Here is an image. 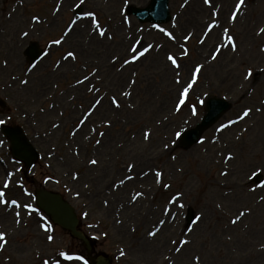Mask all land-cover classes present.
<instances>
[{
  "label": "rangeland",
  "instance_id": "1",
  "mask_svg": "<svg viewBox=\"0 0 264 264\" xmlns=\"http://www.w3.org/2000/svg\"><path fill=\"white\" fill-rule=\"evenodd\" d=\"M149 2L84 0L76 7L80 0H0L1 50L17 53L14 72H0V99L7 103L0 119L11 117L6 124L24 127L41 154L28 171L12 158L0 135V190L4 199L21 204H0V231L7 239L0 264H43L46 259L50 264L57 259L59 264H83L64 259L61 251L87 258L67 231L48 220L54 231L44 232L43 214H29L23 207L36 208L38 187L70 200L82 231L95 242L94 254H106L114 264H196L197 256L199 264H264V182L253 183L257 174L264 177V0H245L235 23L231 16L238 0H212V7L204 0H171L172 19L162 26L140 24L130 15L131 7ZM89 12L96 13L105 36L93 31ZM213 22L219 27L207 32ZM68 27L72 31L66 41L51 45L62 40ZM225 29L237 43L235 52L220 47L228 45ZM185 36H190L187 42ZM71 37L74 42L66 45ZM30 42L49 52L34 68L24 54ZM182 45L190 55H183ZM149 46L136 63H123L134 55L131 48ZM68 52L76 59L63 60ZM169 54L177 57L179 70L171 66ZM198 64L204 66L199 79L177 112L179 94ZM249 68L253 76L245 79ZM85 76L89 79L78 84ZM23 79L28 85L20 83ZM113 96L119 108L112 104ZM213 96L231 103V109L205 132L203 143L183 148L175 133L197 125L204 115L199 101ZM192 104L198 116L191 115ZM246 108L252 113L240 120ZM229 121L238 122L219 131ZM145 132L151 133L147 140ZM228 141L236 142L224 143ZM229 154L234 158L226 160ZM92 159L99 163L92 165ZM130 163L135 164L131 172ZM9 172L14 175L8 177ZM157 172L163 174L160 179ZM6 179L11 181L8 189L3 188ZM137 193L143 195L133 200ZM240 212L245 215L233 225ZM157 227V237H149ZM48 235L55 237L51 244ZM182 239L190 243L177 253ZM121 249L126 256H120Z\"/></svg>",
  "mask_w": 264,
  "mask_h": 264
},
{
  "label": "snow or ice",
  "instance_id": "2",
  "mask_svg": "<svg viewBox=\"0 0 264 264\" xmlns=\"http://www.w3.org/2000/svg\"><path fill=\"white\" fill-rule=\"evenodd\" d=\"M83 3H84V0H80V4H77L76 7H80V5L83 4ZM204 3H205L206 5H208L209 7H212V6H213V4H212V0H204ZM244 4H245V0H238V3L235 5V10H234V12H233V14H232V16H231V20L233 21V23L236 22L237 16H238V14H240L241 9L243 8ZM56 11H59V8H57ZM217 15H218V14H217ZM88 16L92 17V19H93V21H94V28H93V31L98 32V35L101 36V37L105 36V30L102 29L100 23L96 20V13H95V12H89V13H88ZM35 20H36L37 22H40L39 17H36ZM215 27H219V24H217L216 22H213V23L209 24V25L207 26V32H211V31L213 30V28H215ZM69 31H71V29H69ZM160 31L163 32V31H165V30L161 28ZM227 32H228V30L225 29V35H226V39H227V41H228V45H221L220 47L222 48V47L230 46L231 49H232V51L235 52V51H237V43H236L235 39H234L232 36L227 35ZM260 32H261V33H264V28H261V29H260ZM165 34H166L170 39L175 40V36H174L171 32H166ZM206 34H207V33H206ZM23 35H24L25 37H27L29 34H28L27 32H24ZM64 35L67 36V35H68V32H65ZM184 39H185V42H187V40L190 39V36H185ZM53 43L56 44V45H60V44L62 43V40L57 39V40L53 41ZM200 43L203 44L204 41H203V40H200ZM150 48H151V46H149V47H145V48H143L142 51H138V49H137L136 47L131 48L130 51H131L132 53H134V55L132 56L131 60H127V59H126V60L123 61V63H124L125 65L136 63L138 60L141 59V57H144V56L150 51ZM181 48H182V52H183V55H184V56H188V55H190L189 50H188L186 47H184V46L182 45ZM219 51H220V49L218 48V49L216 50V52L212 55L211 58H212L213 60H215V59L217 58V56L219 55ZM67 55H68V57H71L73 60L76 59V55H75L74 52H68ZM66 58H67V57H66ZM167 59L171 62V66H172L174 69H176V70H179V69H180L181 65H180V63L178 62L177 57H175V56L169 54V55L167 56ZM4 65H5V67L7 66V61H4ZM34 67H35V65H33V68H34ZM203 67H204V66H203L202 64H198V65H196V66L194 67V69H193V73H192V79H191L189 82H187V85L184 86V87L182 88V91H181L180 94H179V98H178V101H177V104H176V107H175V110H176L177 112H179V111L185 106V104L188 102L189 92H190V90L193 88V86L197 83V81H198V79H199V75H200L201 70L203 69ZM29 71H31V69H29ZM179 75H180V73H179V71H177V72H176V76L179 77ZM252 76H253L252 70L249 68V69L247 70V73H246L245 79H250V78H252ZM88 79H89V77H88V76H85V77H84V80H78L77 83H78V84H82V83H84L85 80H88ZM20 83L23 84V85H28L29 81H28L27 79H23V80L20 81ZM132 83L135 84L136 81L133 80ZM176 83H177V84H180V80H179V79H176ZM96 91H99V89H96ZM123 94H124L125 96H130V95H131V93H129V92H124ZM111 101H112V104H113L116 108H119V107L121 106V105H120V102L116 99L115 96L111 97ZM204 103H205V102H204L203 99H201V100L199 101V104H200V105H203ZM95 104H96V105H99V104H100V100H96ZM190 107H191V115L194 116V117H195V116H198V110H197V106H196V104H192ZM257 111H260V109H257ZM251 113H252V109H251V108H246V109L243 111V114L239 117V119H240V120H243L244 118L249 117ZM91 114H92V113H91V111H90V112L88 113V116H90ZM10 119H11V117H8V118H6V119H0V126L5 125V124L8 122V120H10ZM85 119H87V117H85ZM237 122H238V121H229V122L226 123V124H222V125L220 126V128H219V131L222 132V131H224L225 129L231 127L232 124H235V123H237ZM81 123H83V121H81ZM108 126H109V127L111 126V122L108 123ZM53 127H59V125H53ZM92 131H95V129H92ZM99 135H100V136H103L104 133H103V132H100ZM150 136H151V133H150V132H145V133H144V139H145V140L149 139ZM182 136H183V132H182V131H177V132L175 133V138H176V140H180V139L182 138ZM200 142L203 143V141H200ZM2 143H3V141H0V144H2ZM96 143L99 144L100 141L97 140ZM165 147H167V145H165ZM76 155H79V152H78V151L76 152ZM227 158H228L229 160H231V159H233L234 157H233L231 154H229ZM90 163H91L92 165H97L99 162H98L96 159H92V160H90ZM134 167H135V164H134V163H130V164L128 165V171L131 172V170H132ZM222 174L225 175V176L228 175L227 172H223ZM7 175H8V177H11V176L14 175V173L9 172ZM162 175H163V174H162L161 172H157V173H156V177H157L158 179H160V178L162 177ZM49 179H50V178H49ZM74 179H79V176H78V175L75 176ZM127 179L130 180V179H133V177H132V176H128ZM45 182H47V180H46ZM10 184H11V181H10L9 179H6L5 182H4V184H3V188H4V189H8V188L10 187ZM119 184H120V185H123V184H124V180H121V181L119 182ZM115 187H119V185H115ZM165 187H171V185H165ZM25 194L28 195V196H31V193H30V192L25 191ZM79 195H80V193L77 192V193H76L77 198H79ZM141 195H143V194H142V193H137V194L133 197V200L137 199V198H138L139 196H141ZM4 197H5V192H4L3 190H0V204H3V205H5V206H9V207H10V206H14V207H16V208H20V207H21V204H20L17 200H11V201H9V200H7V199H4ZM262 199H264V197H262ZM172 202H173V203H176V200L174 199ZM105 204H107V201H105ZM23 207H24L25 209H28V210H29V214H31L32 212H38V211H39V209L34 208L31 204H24ZM179 207H180V208H183L184 205H183V204H179ZM249 211H250V210H249ZM15 215H16V217H17V221H16V222L19 224V223H20V219H19V217H20V212H16ZM244 215H245L244 212H240L239 216H238L236 219L231 220V223H232L233 225H235V224L237 223L238 219H239L240 217H243ZM85 216H87V213H85ZM197 219L199 220L200 218L198 217ZM41 220L44 221V223H41V224H40V227L43 229L44 232H46V233H50V232L54 231V229L51 227V224H50V222L48 221L47 217L41 215ZM119 222H120V223H123V221H119ZM164 223H165V221H163V220H161V221L159 222V224H160L161 226H162ZM133 231H135V229H133ZM189 231H191V229H189ZM159 232H160V228L157 227V228H155L154 230L149 231V232H148V236H149V237H152V238H156ZM105 236H107V233H105ZM46 239H47V242H48L49 244H51V243L54 242L55 237H54L53 235H48V236L46 237ZM173 243L175 244V243H177V242H176V241H173ZM179 243H180V246H178V247L175 248V251H176L177 253H179V252L181 251V248H182L184 245H188V244L190 243V241L187 240V239H185V240H183V241H180ZM5 244H7L6 233L0 231V250L3 249V245H5ZM59 255H60V256H63L64 259H66V260H73V259H76V260H81V261H83V264H88V261L85 260L82 256L73 257V256H70V255H68L67 253L63 252V251L59 252ZM120 256H121V257L126 256V253H125V251H124L123 249L120 250ZM199 259H200V258H199L198 256L195 258V260H196V264H199ZM43 264H50V261L46 259V260L43 261ZM55 264H59V260H58V259L55 261Z\"/></svg>",
  "mask_w": 264,
  "mask_h": 264
},
{
  "label": "water",
  "instance_id": "3",
  "mask_svg": "<svg viewBox=\"0 0 264 264\" xmlns=\"http://www.w3.org/2000/svg\"><path fill=\"white\" fill-rule=\"evenodd\" d=\"M169 0H152L151 5L146 9H134L132 12L142 22H166L169 20ZM38 56L32 55L31 58ZM228 105L223 101L211 99L206 105V115L203 123L198 128L188 131L184 134L183 142L185 146L193 145L200 137L202 131L211 126L226 110ZM4 135L10 139L11 150L18 160L23 161L28 167H32L39 157L36 150L25 137L24 133L19 128L2 130ZM37 204L48 216L51 217L54 223L62 228L69 230L71 234L84 242L85 247L90 252L91 246L89 241L82 232L77 230L78 219L75 210L62 199L58 194L47 192L44 190L37 191ZM96 264H111L109 258L99 257L96 259Z\"/></svg>",
  "mask_w": 264,
  "mask_h": 264
},
{
  "label": "bare ground",
  "instance_id": "4",
  "mask_svg": "<svg viewBox=\"0 0 264 264\" xmlns=\"http://www.w3.org/2000/svg\"><path fill=\"white\" fill-rule=\"evenodd\" d=\"M74 39L75 38H70V41L67 42V45L72 44L74 42ZM16 56H17V53H11V51L9 49H7V50H1V41H0V72H4L2 70H8V72L13 73L14 72V69L16 68V60H14V59H16ZM12 60L14 62H12ZM4 61H7V66L6 67L4 65ZM235 142L236 141H232V142H229L228 141V142H224V143L225 144H231V143H235ZM211 143L213 144V140H211ZM226 160H229V159L226 158ZM183 240H185V239H182L181 241H183Z\"/></svg>",
  "mask_w": 264,
  "mask_h": 264
}]
</instances>
